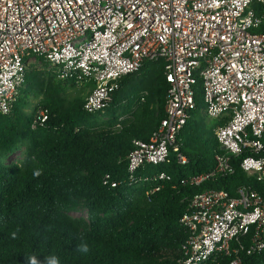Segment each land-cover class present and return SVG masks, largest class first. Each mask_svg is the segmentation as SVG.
<instances>
[{
  "label": "built area",
  "instance_id": "2783aa9c",
  "mask_svg": "<svg viewBox=\"0 0 264 264\" xmlns=\"http://www.w3.org/2000/svg\"><path fill=\"white\" fill-rule=\"evenodd\" d=\"M41 60L58 80L92 84L84 100L91 114L103 111L121 79L145 60L165 62V118L148 141H132L127 179L106 175L105 184L134 182L145 163L166 161L195 108L196 75L207 117L225 123L215 129L222 153L214 171L191 183L234 174L233 159L264 183V0H0L1 114L12 112L31 62ZM48 117L41 107L33 127ZM190 204L181 218L190 233L184 264L264 250V195L246 186L233 195L209 189ZM240 262L234 258L230 264Z\"/></svg>",
  "mask_w": 264,
  "mask_h": 264
},
{
  "label": "trees",
  "instance_id": "16d2710c",
  "mask_svg": "<svg viewBox=\"0 0 264 264\" xmlns=\"http://www.w3.org/2000/svg\"><path fill=\"white\" fill-rule=\"evenodd\" d=\"M41 61L43 68H28L12 112L0 113V160L7 158L0 161V264H24V254L32 252L55 253L61 264H184L183 246L190 233L181 218L192 197L209 189L233 195L239 186L264 195V183L243 172L241 159H233L232 175L191 183L214 171L222 153L215 129L225 123L207 117L199 75L195 108L166 161L145 163L134 182L105 184L106 175L127 179L132 141H148L165 118V62L145 60L138 72L121 79L108 106L91 114L84 109L86 95L69 90L77 85L58 80L49 63ZM34 98L36 104L30 100ZM41 107L49 117L34 128ZM20 150L22 160L13 162L12 155ZM36 169L42 170L39 177L33 176ZM162 173L165 179L159 178ZM81 208L86 218L71 216ZM76 237L89 244L87 255L75 251ZM234 258L240 264H264V250L218 253L200 264H230Z\"/></svg>",
  "mask_w": 264,
  "mask_h": 264
},
{
  "label": "clouds",
  "instance_id": "9594fccd",
  "mask_svg": "<svg viewBox=\"0 0 264 264\" xmlns=\"http://www.w3.org/2000/svg\"><path fill=\"white\" fill-rule=\"evenodd\" d=\"M42 175L41 169H36L33 172L34 177ZM78 240L76 252L82 255H87L90 252L89 244L83 239V237H76ZM24 264H61L60 257L55 253L48 255H38L35 252L24 254Z\"/></svg>",
  "mask_w": 264,
  "mask_h": 264
},
{
  "label": "rangeland",
  "instance_id": "374dc122",
  "mask_svg": "<svg viewBox=\"0 0 264 264\" xmlns=\"http://www.w3.org/2000/svg\"><path fill=\"white\" fill-rule=\"evenodd\" d=\"M34 66L37 67V68H43L44 65H43V63H41V65L35 64L32 61L29 67H34ZM88 87L91 88L92 84H88V85H85V86H82V87L77 86L76 89L75 88H70L69 90H70V92L80 91L85 96L87 94V92H88V89H89ZM30 100H31L32 104H36V102H37V100L35 98L34 99H30ZM18 105H21V104L18 103ZM30 111H32V110H30ZM123 118L124 117H122V119ZM22 157H23V150H20V151H18L15 154L12 155L11 160L13 162H20L22 160ZM6 160H7V158L4 157L0 161L3 163ZM224 182H225L226 186L230 190L234 191V188H233L231 183H229L227 181H224ZM71 216L74 217V218H86L87 217V211L85 209L81 208L78 211L72 212Z\"/></svg>",
  "mask_w": 264,
  "mask_h": 264
}]
</instances>
